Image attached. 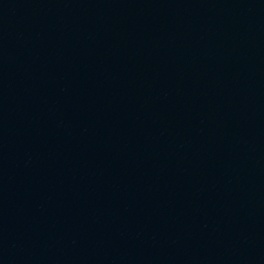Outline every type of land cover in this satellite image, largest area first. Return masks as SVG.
I'll use <instances>...</instances> for the list:
<instances>
[{"label": "water", "instance_id": "water-1", "mask_svg": "<svg viewBox=\"0 0 264 264\" xmlns=\"http://www.w3.org/2000/svg\"><path fill=\"white\" fill-rule=\"evenodd\" d=\"M0 264H264V0H0Z\"/></svg>", "mask_w": 264, "mask_h": 264}]
</instances>
